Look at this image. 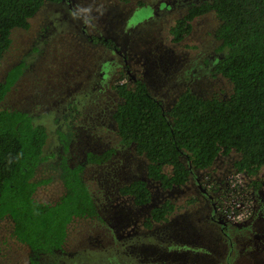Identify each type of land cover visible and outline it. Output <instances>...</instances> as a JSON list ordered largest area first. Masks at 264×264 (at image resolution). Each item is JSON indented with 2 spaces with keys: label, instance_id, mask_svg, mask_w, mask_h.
I'll list each match as a JSON object with an SVG mask.
<instances>
[{
  "label": "rangeland",
  "instance_id": "rangeland-1",
  "mask_svg": "<svg viewBox=\"0 0 264 264\" xmlns=\"http://www.w3.org/2000/svg\"><path fill=\"white\" fill-rule=\"evenodd\" d=\"M189 1L49 2L30 19L28 29L12 30L11 47L0 64V82L21 62L25 71L0 101V109H28L50 132L46 145L50 157L36 173L37 180L49 181L39 186L35 198L53 203L64 192L53 167L62 133L68 135L65 155L73 163L87 151L115 149L109 161L88 165L85 174L101 219H74L63 253L46 256L51 264L261 262L254 254L241 253L242 237L236 240L232 235L245 219L230 223L231 228L222 233L209 220L210 203L200 187L210 192L216 205L223 202L228 177L234 174L232 164L240 157L235 151L219 155L210 168L197 171V177L183 186L163 190L149 180L152 200L148 204L137 206L131 196L119 192L126 183L147 179L146 159L121 144L112 119L120 102L113 85L129 81L126 71L146 82L166 106L187 88L204 97H224L232 91V84L212 71L221 55L220 41L214 35L219 23L215 11L195 18L191 34L180 44L172 42L169 28L185 14ZM98 38L110 40L125 54L128 70L117 51L96 43ZM260 178L264 180V168ZM245 184H249L247 178ZM248 190L255 204L253 188L248 186ZM259 192L257 196L264 198V181ZM166 199L174 202L175 211L167 221L147 228L152 207ZM12 230L9 218L0 221V264H27L29 248L14 238Z\"/></svg>",
  "mask_w": 264,
  "mask_h": 264
},
{
  "label": "trees",
  "instance_id": "trees-1",
  "mask_svg": "<svg viewBox=\"0 0 264 264\" xmlns=\"http://www.w3.org/2000/svg\"><path fill=\"white\" fill-rule=\"evenodd\" d=\"M63 1L68 0H0V64L11 47L12 30L28 29L44 4ZM185 6V14L169 28L172 42L180 44L191 34L195 18L215 11L219 23L214 35L221 55L212 71L226 78L232 91L224 97H204L187 88L166 106L141 79L114 83L120 102L112 119L120 142L147 162V179L119 188L137 206L152 200L149 180L163 190L183 186L197 177V171L210 168L219 155L234 151L240 155L232 164L234 173H242L253 189L263 181L264 0H190ZM99 42L115 45L103 38L96 39ZM24 71L23 62L8 71L0 82V101ZM49 136L47 126L28 109H0V221L9 218L14 238L28 246L27 264H51L46 256L63 253L74 219H101L85 174L88 165L106 163L115 154L114 148L87 151L73 163L65 155L68 135L62 133L53 167L64 192L53 203L42 202L35 193L49 179L37 180L36 173L50 157ZM175 209L169 199L152 207L146 227L167 221Z\"/></svg>",
  "mask_w": 264,
  "mask_h": 264
},
{
  "label": "flooded vegetation",
  "instance_id": "flooded-vegetation-1",
  "mask_svg": "<svg viewBox=\"0 0 264 264\" xmlns=\"http://www.w3.org/2000/svg\"><path fill=\"white\" fill-rule=\"evenodd\" d=\"M83 33L87 34L90 37L91 41H94V36L87 33L85 29H83ZM103 44L105 43L103 42ZM109 47H111L114 51H117L118 55L122 57V59L124 60V66L126 67V70H128L126 65L128 63L125 61V54L122 51L118 50L117 46L115 45H110ZM127 72L129 71H126V73ZM263 181L259 189H253L255 204H253L252 210H250L247 218L242 223H239L240 228L236 230L234 234H232L236 240L242 237L241 241H239V244L243 246V248L241 249V253L254 254L253 256L259 257L261 260L259 264H264V198L257 195L260 194L259 191L263 186ZM201 191L205 196L207 203H210L209 220L216 224L220 228L222 233H225L229 228H231V222L226 221L219 215L218 206L213 201V196L210 194V192L206 190L205 193L202 189ZM219 218L224 220L225 224L220 223L218 221ZM246 231L248 232V234L244 235ZM247 248L248 250H246Z\"/></svg>",
  "mask_w": 264,
  "mask_h": 264
},
{
  "label": "built area",
  "instance_id": "built-area-1",
  "mask_svg": "<svg viewBox=\"0 0 264 264\" xmlns=\"http://www.w3.org/2000/svg\"><path fill=\"white\" fill-rule=\"evenodd\" d=\"M228 187L223 202L219 203V215L228 222H238L247 218L253 208L248 186L242 173H234L227 180ZM245 190H248L246 193Z\"/></svg>",
  "mask_w": 264,
  "mask_h": 264
},
{
  "label": "water",
  "instance_id": "water-1",
  "mask_svg": "<svg viewBox=\"0 0 264 264\" xmlns=\"http://www.w3.org/2000/svg\"><path fill=\"white\" fill-rule=\"evenodd\" d=\"M129 71V70H128ZM129 74H130V76H131V78H133V79H135L136 77L129 71L128 72ZM200 187H201V189L203 190V192H205L206 193V188H203L202 186H201V184H200ZM210 198H211V196H210ZM218 221L220 222V223H222V224H225V221L224 220H222V219H218Z\"/></svg>",
  "mask_w": 264,
  "mask_h": 264
}]
</instances>
